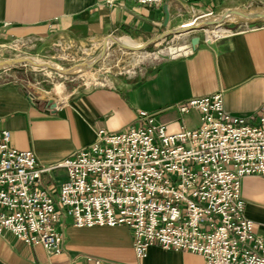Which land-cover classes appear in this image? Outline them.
I'll return each instance as SVG.
<instances>
[{"label":"crops","instance_id":"crops-1","mask_svg":"<svg viewBox=\"0 0 264 264\" xmlns=\"http://www.w3.org/2000/svg\"><path fill=\"white\" fill-rule=\"evenodd\" d=\"M167 19L164 21L162 3ZM264 0H162L146 5L128 0H0V37H25L36 41L61 35L81 37L124 34L135 39L163 37L169 28L199 22L226 13L223 21L251 11ZM243 17V16H242ZM245 18V27L209 41L203 34L194 49L190 36L185 51L131 74L69 91L60 99L27 96L17 81L0 80V127L8 144L29 149L40 164H50L89 143L97 128L122 129L143 109L175 131L195 127L199 112H180L175 104L190 97L221 91L231 113L251 116L264 103V22ZM221 20V21H222ZM195 34V33H194ZM53 102L56 106H51ZM64 178L61 167L43 174V184L56 190ZM244 214L254 230L264 234V175L241 179ZM60 251L47 253L38 244H27L8 231L0 233V264H203L198 253L149 244L135 255L130 230L117 225H73L60 215Z\"/></svg>","mask_w":264,"mask_h":264},{"label":"built area","instance_id":"built-area-1","mask_svg":"<svg viewBox=\"0 0 264 264\" xmlns=\"http://www.w3.org/2000/svg\"><path fill=\"white\" fill-rule=\"evenodd\" d=\"M203 29L209 40L227 33ZM175 106L196 109L197 125L169 131L138 109L126 127L97 128L89 143L50 164L10 146L0 127V233L55 254L63 214L78 226H126L138 257L154 243L198 253L203 264H264V234L245 216L240 189L244 175H264V103L251 116L238 115L216 91ZM55 167L64 178L52 191L42 177Z\"/></svg>","mask_w":264,"mask_h":264},{"label":"rangeland","instance_id":"rangeland-1","mask_svg":"<svg viewBox=\"0 0 264 264\" xmlns=\"http://www.w3.org/2000/svg\"><path fill=\"white\" fill-rule=\"evenodd\" d=\"M251 11H263L264 2L258 6H250ZM234 19L204 25L201 28L187 30L188 34L202 33L222 26L227 33L245 27L244 17L234 15ZM209 19V18H208ZM255 21H263L264 17H255ZM117 34L113 36H121ZM199 35V34H198ZM183 33H166L163 37L132 40L142 43L136 49L119 46L113 41L102 46L104 37L99 35L81 37L77 35H61L53 40L36 41L25 37L1 38L0 60L12 57H29L45 61L51 65L67 68L97 56L88 66L60 70L45 65H34L27 60L0 64V80L9 79L19 82L32 96L53 97L60 100L65 93L90 85L105 82L116 76L131 74L166 58L182 54L185 51ZM120 43V38L114 39ZM181 47V48H179Z\"/></svg>","mask_w":264,"mask_h":264},{"label":"water","instance_id":"water-1","mask_svg":"<svg viewBox=\"0 0 264 264\" xmlns=\"http://www.w3.org/2000/svg\"><path fill=\"white\" fill-rule=\"evenodd\" d=\"M161 9L163 11V17H164V21L167 19V10L165 8V2L162 3L161 5ZM230 12H235L237 14H239L240 16H243L245 18H253V17H264V10L263 11H240V10H230ZM226 15L223 14L219 17H215V18H209V19H205V20H201L199 22H196L194 24H184L182 26H179V27H174V28H169L167 30H164L163 32H161L159 35H162V34H166V33H180V32H185L189 29H192V28H201L203 27L204 25H208V24H214V23H218L220 22L224 16ZM109 38H111V41L115 42L116 44H118L119 46H122V47H125V48H131V49H136L140 46H136V47H132V46H129L127 44H122V43H117L115 40H114V37L111 36V35H108ZM200 39V36L198 34H193L190 36V47L189 49H194L198 43ZM150 39H147L145 42L149 41ZM203 40L204 41H209V38L204 36L203 37ZM103 46V45H102ZM100 52L91 60H88L86 61L85 63L83 62V64H85V66L89 65L97 56H99ZM21 60H27L28 62H30L31 64H36L34 63L32 60H30L28 57H12V58H8V59H2L0 60V64H10V63H13V62H19ZM42 65H45V66H48V67H52L50 64L48 63H44ZM73 68V65L72 66H69L67 68H63L61 70H70ZM53 106V104L51 105Z\"/></svg>","mask_w":264,"mask_h":264},{"label":"bare ground","instance_id":"bare-ground-1","mask_svg":"<svg viewBox=\"0 0 264 264\" xmlns=\"http://www.w3.org/2000/svg\"><path fill=\"white\" fill-rule=\"evenodd\" d=\"M195 22L193 21V22H190V23H188V24H194ZM228 30L226 29V28H224V27H222V26H216V28H213L212 29V33L213 34H221V33H225V32H227ZM114 37V39H116L117 37H119L120 38V43H122V44H127V45H129V46H132V47H136V46H140L142 43H138V42H136V41H134V40H132L131 38H129L128 36H126V35H121V36H113ZM107 41L108 42H110L111 41V38H109V36H105L104 37V40H103V42H102V45L103 46H105L106 45V43H107ZM184 46V45H183ZM179 48H181V47H179ZM29 58V57H28ZM30 60H32L34 63H36V64H34V65H42V64H44V63H48V62H45V61H40V60H37V59H32V58H29ZM91 59H93V58H91ZM91 59H87L86 61H88V60H91ZM86 61H82V62H80L79 64H76V65H73V67L74 68H79V67H82V66H85V64H83V62L85 63ZM48 64H50V63H48ZM51 65V64H50ZM53 68H56V69H63L61 66H59V65H51ZM87 66V65H86Z\"/></svg>","mask_w":264,"mask_h":264}]
</instances>
